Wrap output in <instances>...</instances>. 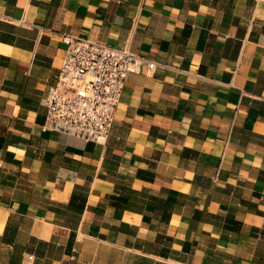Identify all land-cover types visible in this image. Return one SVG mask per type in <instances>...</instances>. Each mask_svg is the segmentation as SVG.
I'll return each mask as SVG.
<instances>
[{
    "label": "crops",
    "instance_id": "crops-1",
    "mask_svg": "<svg viewBox=\"0 0 264 264\" xmlns=\"http://www.w3.org/2000/svg\"><path fill=\"white\" fill-rule=\"evenodd\" d=\"M64 34L159 63L106 140L44 130ZM0 264H264V0H0Z\"/></svg>",
    "mask_w": 264,
    "mask_h": 264
},
{
    "label": "built area",
    "instance_id": "built-area-1",
    "mask_svg": "<svg viewBox=\"0 0 264 264\" xmlns=\"http://www.w3.org/2000/svg\"><path fill=\"white\" fill-rule=\"evenodd\" d=\"M62 39L66 53L45 99L44 130L106 140L128 76L152 74L159 63L84 37L64 34Z\"/></svg>",
    "mask_w": 264,
    "mask_h": 264
},
{
    "label": "rangeland",
    "instance_id": "rangeland-1",
    "mask_svg": "<svg viewBox=\"0 0 264 264\" xmlns=\"http://www.w3.org/2000/svg\"><path fill=\"white\" fill-rule=\"evenodd\" d=\"M117 254L113 253L112 251L111 252H107V253H93V252H88L87 250L86 251H81L80 253V256H79V259L80 261H92L93 259L95 261H99V262H102V261H111V262H115L117 261Z\"/></svg>",
    "mask_w": 264,
    "mask_h": 264
},
{
    "label": "trees",
    "instance_id": "trees-1",
    "mask_svg": "<svg viewBox=\"0 0 264 264\" xmlns=\"http://www.w3.org/2000/svg\"><path fill=\"white\" fill-rule=\"evenodd\" d=\"M71 252H72V251H71V246L68 245L66 253H67V254H71Z\"/></svg>",
    "mask_w": 264,
    "mask_h": 264
}]
</instances>
